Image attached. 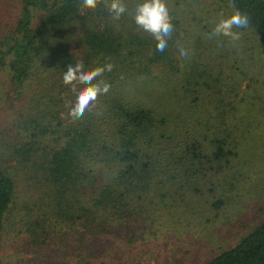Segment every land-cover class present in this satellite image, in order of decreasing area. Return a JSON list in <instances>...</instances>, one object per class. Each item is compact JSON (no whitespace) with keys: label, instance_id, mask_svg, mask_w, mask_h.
I'll return each instance as SVG.
<instances>
[{"label":"trees","instance_id":"obj_1","mask_svg":"<svg viewBox=\"0 0 264 264\" xmlns=\"http://www.w3.org/2000/svg\"><path fill=\"white\" fill-rule=\"evenodd\" d=\"M226 2L248 14V28L264 53V0ZM108 15L102 0L94 9L83 7L82 0H22L15 28L0 40V72L7 69L10 85L28 98L20 121L29 140L17 152L30 159L40 149L41 178L52 187L50 211L80 224L90 217L95 236L108 222L145 216L153 191L154 196L165 188L168 194L180 188L198 191L214 163L221 170L237 155L227 138L231 132L224 136L210 122L216 115L209 120L195 116L204 83L194 82L192 73L205 66L199 71L215 79L209 65L197 55H180L181 68L169 44L159 52L151 34L126 32L109 24ZM198 41L195 37L197 46ZM78 61L85 70L113 65L97 78L110 90L79 120L68 111L76 93L63 82L67 65ZM164 94L172 101L167 106L157 103ZM16 191L0 155V247ZM0 264H5L1 255ZM207 264H264V220Z\"/></svg>","mask_w":264,"mask_h":264},{"label":"rangeland","instance_id":"obj_2","mask_svg":"<svg viewBox=\"0 0 264 264\" xmlns=\"http://www.w3.org/2000/svg\"><path fill=\"white\" fill-rule=\"evenodd\" d=\"M21 2L0 0V40L15 28ZM123 2L126 13L119 20L109 13L108 23L126 32L142 30L133 18L140 0ZM167 5L174 27L172 40L189 55H197L217 76L212 79L200 72L205 66L192 73L194 82L204 83L195 116L209 120L216 115L210 122L224 136L231 132L227 138L237 155L221 170L214 163L209 175L199 180L198 191L180 188L168 194L165 188L158 196L153 191L145 216L108 222L95 236L90 217L80 224L68 214L57 217L50 211L52 187L41 178L45 173L39 145L32 146L39 152L30 159L17 152L29 140L20 121L28 98L10 85L8 70L1 71L0 155L17 184L1 239L5 264H207L264 220V53L248 27L235 29L242 34L239 41L209 38L222 16L233 11L226 0H167ZM168 44L182 68L178 43L169 40ZM168 95L157 103L170 104ZM203 120L199 121L209 122ZM55 194L54 189V198ZM218 200L222 204L216 207Z\"/></svg>","mask_w":264,"mask_h":264},{"label":"clouds","instance_id":"obj_3","mask_svg":"<svg viewBox=\"0 0 264 264\" xmlns=\"http://www.w3.org/2000/svg\"><path fill=\"white\" fill-rule=\"evenodd\" d=\"M98 2L99 0H82V6L94 9ZM106 6L114 20H119L127 11V6L123 0H110L106 3ZM229 6L233 9L231 15L228 17L222 16L209 34V38L223 36L232 42L241 39L242 34L235 29L247 28L250 18L246 12H242L234 3H230ZM133 18L139 28L151 34L155 39L157 51L163 52L168 47V41L172 37L174 27L167 0H140L135 7ZM177 43L180 55L187 58L189 51L183 45H179V42ZM112 68L113 65L108 63L104 66L85 70L82 61H78L75 65H67L63 82L70 85L72 91L76 93L74 103L68 107L71 119H81L86 112L92 111L100 95L108 93L111 85L97 78L101 77L105 71L110 72ZM77 83L83 85L79 90L76 88Z\"/></svg>","mask_w":264,"mask_h":264}]
</instances>
